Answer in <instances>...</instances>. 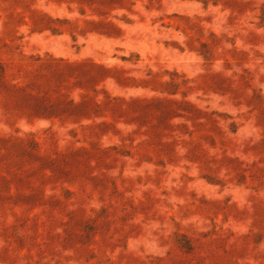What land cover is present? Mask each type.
Instances as JSON below:
<instances>
[{
    "label": "rangeland",
    "instance_id": "rangeland-1",
    "mask_svg": "<svg viewBox=\"0 0 264 264\" xmlns=\"http://www.w3.org/2000/svg\"><path fill=\"white\" fill-rule=\"evenodd\" d=\"M0 264H264V0H0Z\"/></svg>",
    "mask_w": 264,
    "mask_h": 264
}]
</instances>
